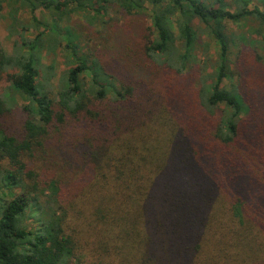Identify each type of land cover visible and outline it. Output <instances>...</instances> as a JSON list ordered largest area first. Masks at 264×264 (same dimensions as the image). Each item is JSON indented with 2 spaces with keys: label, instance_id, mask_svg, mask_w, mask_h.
I'll return each mask as SVG.
<instances>
[{
  "label": "trees",
  "instance_id": "obj_1",
  "mask_svg": "<svg viewBox=\"0 0 264 264\" xmlns=\"http://www.w3.org/2000/svg\"><path fill=\"white\" fill-rule=\"evenodd\" d=\"M5 1L44 31L0 43V80L17 71L0 92V264H264V139L226 83L238 45L263 61L264 0ZM105 8L150 36L106 58L35 16L92 11L105 30ZM62 48L67 73L40 84Z\"/></svg>",
  "mask_w": 264,
  "mask_h": 264
},
{
  "label": "rangeland",
  "instance_id": "obj_2",
  "mask_svg": "<svg viewBox=\"0 0 264 264\" xmlns=\"http://www.w3.org/2000/svg\"><path fill=\"white\" fill-rule=\"evenodd\" d=\"M12 9L13 7L4 0L0 11V43L7 54H12L14 47L17 44H21V38L33 39L38 33L44 31L43 27H40L32 20V14L28 10L20 11L17 9L13 12ZM114 9L105 8V12H103V18L108 22L105 30L100 28L101 23H99L100 21L97 20V17L93 19L95 15L92 11H85L83 13L85 15L82 17L83 15L72 9L65 12L39 10L35 16L47 25L68 26L71 30H75L78 33L80 37L78 42H80L81 48H85L83 49L84 51L97 50L102 55L105 54L106 58H110L122 45L128 44L138 37L140 39L141 35L150 36L151 32L150 21L146 16L128 17ZM229 29H231L234 36L240 34V29L233 25H230ZM94 30L96 33L97 31L102 32L101 35L94 33ZM67 33H69V30L63 31L64 35ZM201 40H203V43L211 44V46L209 44V51L213 55L215 46L207 35L202 36ZM238 46L233 50L230 59V70L233 78L226 83L231 89L245 93L244 96L247 102L252 103L253 112L251 116L244 119L243 130L249 133L258 129V132L255 131L257 132L256 135L258 138L264 139V51H257L262 53L263 56V61H258L256 52L246 47L242 49L243 51L240 55L239 49L242 46L239 48ZM106 50H109V52L105 53L104 51ZM199 52L202 55V51L200 50ZM69 62L70 60L63 48L57 50L53 56L43 57L39 70L40 77L38 81L40 84L46 83L48 86H58L64 74L67 73L69 67L67 64ZM16 74L17 71L9 67L8 72L0 80V92H4L11 85V80L8 77H13ZM204 75L206 76L207 73ZM189 79L191 80V78ZM189 83L191 82L187 80L186 84ZM18 105L21 107L24 103L18 100ZM18 108L8 116L7 122H5V126L9 130L19 131L23 126L22 121L25 117ZM37 225V223H33L30 226L35 227Z\"/></svg>",
  "mask_w": 264,
  "mask_h": 264
}]
</instances>
